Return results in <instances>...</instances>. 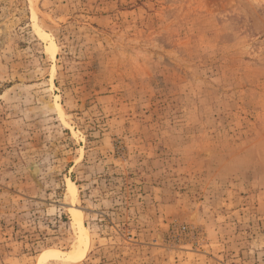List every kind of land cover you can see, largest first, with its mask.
<instances>
[{
  "label": "rangeland",
  "instance_id": "1",
  "mask_svg": "<svg viewBox=\"0 0 264 264\" xmlns=\"http://www.w3.org/2000/svg\"><path fill=\"white\" fill-rule=\"evenodd\" d=\"M0 264H264V0H0Z\"/></svg>",
  "mask_w": 264,
  "mask_h": 264
},
{
  "label": "bare ground",
  "instance_id": "2",
  "mask_svg": "<svg viewBox=\"0 0 264 264\" xmlns=\"http://www.w3.org/2000/svg\"><path fill=\"white\" fill-rule=\"evenodd\" d=\"M36 29H37L38 35L42 39L50 41L49 51L51 52L52 57L53 58H56L57 47H56L55 43L53 42V40H51L50 37H49V35L47 33L43 32L39 27H36ZM57 107H58V113H59L60 117L63 118L64 117V112H63V110L61 108V105L58 104ZM67 183H68V188L70 190V193L73 195L74 198H76V196H77V189H76V186H75L74 182L71 181L70 179H68L67 180ZM72 214L75 216V218H77V224H78V227L80 229L81 234L82 235H85L87 237V235H88L87 234V229H86V227L84 226V224L82 222V219H81V217L79 215L78 210L72 209ZM59 256H61V253L60 252L46 251L42 255L41 260L44 261V260H47L48 258H53L54 259V258H58ZM84 256H85V251H82L80 253V259L82 257H84ZM69 258L73 259V256H70Z\"/></svg>",
  "mask_w": 264,
  "mask_h": 264
}]
</instances>
